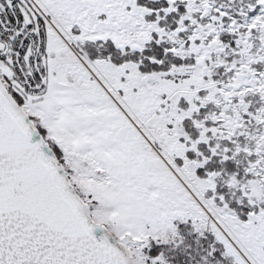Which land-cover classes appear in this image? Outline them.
Returning a JSON list of instances; mask_svg holds the SVG:
<instances>
[{"label":"snow or ice","instance_id":"obj_1","mask_svg":"<svg viewBox=\"0 0 264 264\" xmlns=\"http://www.w3.org/2000/svg\"><path fill=\"white\" fill-rule=\"evenodd\" d=\"M0 264H264V0H0Z\"/></svg>","mask_w":264,"mask_h":264}]
</instances>
